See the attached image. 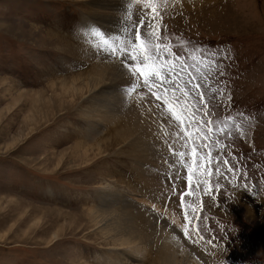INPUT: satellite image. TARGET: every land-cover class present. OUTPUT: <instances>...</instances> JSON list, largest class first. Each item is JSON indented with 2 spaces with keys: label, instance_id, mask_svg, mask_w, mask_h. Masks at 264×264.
<instances>
[{
  "label": "rangeland",
  "instance_id": "obj_1",
  "mask_svg": "<svg viewBox=\"0 0 264 264\" xmlns=\"http://www.w3.org/2000/svg\"><path fill=\"white\" fill-rule=\"evenodd\" d=\"M110 3L120 8L111 10ZM125 3L0 0V264H163L156 255L168 233L204 264H264V0H168L160 9L162 32L198 47L230 50L219 80L226 81L230 111L253 120L248 135L231 142L247 183L241 176L231 183L213 178L221 190L200 197L207 219L200 221L196 243L183 239L179 198L169 199L164 190L168 145L179 150V142L173 143L175 129L156 114L150 94L139 96L144 90L138 89L126 96L133 81L124 74L121 84L114 81L121 86L119 98L103 94L94 101L61 90L60 81L84 74L101 57L122 68L117 59L97 54L80 30L94 25L118 34ZM143 12L137 3L133 18ZM99 14L105 23L94 16ZM115 108L133 112L141 134L138 128L128 139L112 133L104 140L111 128L103 117ZM118 117L132 125L127 115ZM130 139L139 140L135 145ZM93 141L99 150L84 158L81 146L97 145ZM184 185L183 178L177 181V189ZM95 209L122 213V227L141 237L142 252L111 246L94 231L99 226L91 227L88 217Z\"/></svg>",
  "mask_w": 264,
  "mask_h": 264
},
{
  "label": "snow or ice",
  "instance_id": "obj_2",
  "mask_svg": "<svg viewBox=\"0 0 264 264\" xmlns=\"http://www.w3.org/2000/svg\"><path fill=\"white\" fill-rule=\"evenodd\" d=\"M137 3L144 9L138 20L133 18ZM167 3L168 0H126L118 34L88 25L81 28L80 35L97 54L103 52L117 59L126 69L133 81L124 90L126 96L132 97L143 89L138 95L150 94L156 114L167 118L175 129L171 136L173 143L179 142V150L168 145L169 157L164 160L167 171L162 174L167 177L164 190L169 199L173 195L179 198L183 239L196 243L202 238L200 221L207 219L200 197L221 190L219 179L213 184V178L225 177L231 183L241 176L247 183V171L241 172L234 164L239 157L233 153L231 142L237 135L245 138L253 120L243 112L230 111L231 96L225 98L226 81L219 80L226 74L224 61L230 59V50L198 47L170 36L166 30L162 32L160 9ZM221 109L223 116L219 114ZM181 178L185 185L177 189ZM173 238L179 239L176 235Z\"/></svg>",
  "mask_w": 264,
  "mask_h": 264
},
{
  "label": "bare ground",
  "instance_id": "obj_3",
  "mask_svg": "<svg viewBox=\"0 0 264 264\" xmlns=\"http://www.w3.org/2000/svg\"><path fill=\"white\" fill-rule=\"evenodd\" d=\"M94 4H95L94 6H97V8L100 10L106 9L105 5H103L100 2H97ZM109 5L112 8V9L109 8L111 10H116V9L120 8L119 4H116V5H119V7L116 6L115 4L112 5L111 3ZM121 11H123V8L121 9ZM94 16H96L101 22H103V23L106 22L105 19H103V17L100 16V14L94 15ZM52 40L53 39H51L49 41L51 42ZM125 70H124L123 66L121 68V65H119L118 63L112 62L110 59H106L105 57L104 58L101 57V58L97 59L96 62H93L91 69L88 70L87 72H85L84 74H82V75L79 74L78 76H74L75 78L69 79L70 81H67V80L60 81L61 90H62V92L66 93V94L71 93L73 96L79 95L82 98L85 95H89V96L91 95L93 97L92 99H94V97H95L97 100H99V98H101V96L103 94H106L107 96H110L112 98L113 97L119 98L118 94H119V91H121V88H120L121 86L120 87L116 86L114 84L115 83L114 81H119V79L121 80V75L123 76V74L128 76V79H129L130 76L127 75ZM108 77H109V79H108ZM130 80H132V79L130 78ZM106 81L109 84H107ZM120 84H121V82H120ZM52 86H54V85H51V87ZM25 94H27V93H25ZM36 95H38V93ZM67 98H69V97H67ZM100 100L102 101L103 99H100ZM94 101H95V99H94ZM123 101L124 100H121V102H123ZM121 102H119V103H121ZM97 103H99V101H97ZM126 103H127V101H126ZM114 107H115V105H114ZM124 107L127 108V105L124 104ZM122 111H123V109L121 111H117L116 108L112 111L107 109V117H103V119H104V121L108 122V127L111 128L110 129L111 131H110V133H107L106 136L103 133L101 134V135L105 136L104 140L107 138L109 139L110 138L109 135H111L112 133L119 140L126 139L127 137L130 138V137H133L132 135L136 133V130H138V128H139L138 123L139 122L137 120V116L135 117L133 115V112L131 113L129 111L130 113L128 115L127 110L125 112L124 111L122 112ZM131 111H135V110H131ZM97 115L98 114H96L95 116H97ZM122 115L128 116V118L130 119L131 124H132L131 126L125 125V124H120V122H119L120 117H118V116H122ZM139 117H140V115H139ZM103 119H101V120H103ZM142 119H144V118H142ZM140 126L143 128L142 125H140ZM141 127L139 128L140 134L142 132ZM138 140L139 139H137V141ZM131 141H130V143L134 142L136 145L137 141L136 142H135V140L134 141L131 140ZM94 143H97V145H90V147L94 146V148L91 147L92 148L91 150L88 149L90 147L85 149L86 146H89V145L81 146V148H84V151L82 153V156L84 158L86 157V154H88L87 153L88 151H93V150L98 151L99 150L98 145L100 144V142L95 141ZM76 150H77V148H76ZM116 210H113V209L112 210H108V209L107 210H100V211H96V209H95V211L89 210L91 215H89L90 217H88V220H89V223L91 224V227L92 226L93 227L99 226L98 229L94 228V231L98 230L99 231L98 233L101 234L104 237L103 239L105 241H108L111 244V246H116V247L125 246L129 250V252H131V253L142 252L145 244L143 243L144 246L142 245V243L140 241L141 237H139L134 230H128V232H127V229H124L125 227L124 228L122 227V223L125 222L126 218L124 215H122V213L119 214L118 210H117L118 213L115 212ZM166 236L167 237L164 240L163 247H161L158 251L159 255H156L157 256V258H156L157 262H158V260L159 261L161 260L160 262H163V264H204V262L202 261V257H200L198 254H196L195 252L192 253L189 250L184 251L182 247H179L180 245L177 242H176V244L175 243L170 244L169 240L171 238L169 236H171V235H169V233H168V235H166ZM54 239H56V238H54ZM54 239L52 241H54ZM193 254L196 256H194ZM179 257H181V260L179 259Z\"/></svg>",
  "mask_w": 264,
  "mask_h": 264
},
{
  "label": "clouds",
  "instance_id": "obj_4",
  "mask_svg": "<svg viewBox=\"0 0 264 264\" xmlns=\"http://www.w3.org/2000/svg\"><path fill=\"white\" fill-rule=\"evenodd\" d=\"M176 240L172 237L170 240H169V243L170 244H174ZM218 264H226L225 260H221V261H218Z\"/></svg>",
  "mask_w": 264,
  "mask_h": 264
}]
</instances>
